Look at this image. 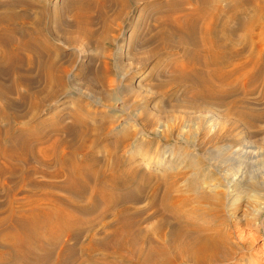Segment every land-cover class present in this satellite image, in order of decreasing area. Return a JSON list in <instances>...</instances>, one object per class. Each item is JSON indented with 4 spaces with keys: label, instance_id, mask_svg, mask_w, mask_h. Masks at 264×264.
<instances>
[{
    "label": "rangeland",
    "instance_id": "1",
    "mask_svg": "<svg viewBox=\"0 0 264 264\" xmlns=\"http://www.w3.org/2000/svg\"><path fill=\"white\" fill-rule=\"evenodd\" d=\"M72 1L50 0L51 14L40 17V8L33 6L27 22H9L27 35L37 30L30 40L33 54L14 49L13 63L3 55L8 43L0 41L5 88L0 91V147L14 143L16 153L15 161L0 158V165H14L0 175V264H196L192 250L177 254L166 242L174 226H197L222 240L221 250L202 264H264V86L261 78L255 83L245 79L259 73L256 54L264 58V40L258 45L264 0H107L104 9L85 11L93 10L89 21L80 24L72 18ZM21 8L14 12L20 15ZM186 14L194 15L187 37L173 31L169 21H182ZM252 15L257 21H248ZM42 33L47 35L42 38ZM14 40L11 45L21 38L15 35ZM210 55L218 57L217 64ZM216 68L230 74L225 82L212 78L210 71ZM192 73L204 83L192 82ZM8 133L13 143L5 141ZM22 146L24 155H17ZM31 201L69 212L73 224L67 235L51 240L50 230L61 224L60 211L38 217L34 227L27 209ZM121 220L134 234L132 245L118 250L113 232ZM7 234L19 241L17 253L22 255L14 260L4 244ZM162 242L166 248L169 244L166 260L156 252Z\"/></svg>",
    "mask_w": 264,
    "mask_h": 264
},
{
    "label": "bare ground",
    "instance_id": "2",
    "mask_svg": "<svg viewBox=\"0 0 264 264\" xmlns=\"http://www.w3.org/2000/svg\"><path fill=\"white\" fill-rule=\"evenodd\" d=\"M44 1V0H43ZM43 1H41V0H23V1H21V2H18V1H14V0H0V9L2 10L1 11V13H0V28L2 27V25H3V27H2V29H0V41H2V43L4 42V43H8V44H6L7 45V47L5 48V53H4V50H3V47H2V49H1V53H4L3 55H7L6 57H8V56H10L11 57V60H13V57L16 55L15 53H14V49L15 50H23V51H27V52H31V54H33V51H34V44L31 42V41H33L32 39H35V37H32V36H34L35 35V33H36V31H35V28H34V30H30V28H28L30 31H28V35L25 33V31L26 30H22L23 28H21V30L20 31H17L16 29H14L15 27H13L12 26V24H10L9 22H11V21H13L14 19H17L18 21L20 20L21 22H23V20L25 19V21L27 22L28 20H27V14H28V11H29V9L32 7L33 8V6H37V7H39L40 8V17L41 16H43V15H45L46 16V14H47V12H49L48 11V6L50 5H48V2L50 1H48L47 0V3H45V2H43ZM116 1V0H115ZM201 1V3L200 4H202V2L204 3V2H206L207 0H199V2ZM230 1V0H229ZM233 1L234 0H231L230 2H232L233 3ZM240 0H235V2L236 3H238ZM254 1V0H253ZM258 1H261V0H258ZM263 1V0H262ZM67 2V1H66ZM106 2H107V0H73L72 1V4L74 5V9L72 10L73 11V15H72V18L74 19V21L76 22V24L77 23H79L80 24V22H82V21H89L88 19H89V12L90 13H92V11H89L88 13H86L85 11H87V10H89L90 8H96V9H101V8H103L104 9V5L106 4ZM110 2V1H109ZM113 2V1H112ZM124 2V1H123ZM212 2V1H211ZM235 2H234V5L233 6H237V5H235ZM244 2V1H243ZM111 3V2H110ZM197 3V2H196ZM240 3V2H239ZM245 3V2H244ZM246 3H249V2H246ZM246 3H245V5H246ZM53 5H54V3H53ZM229 5V4H228ZM241 5H244V4H241ZM250 5V4H249ZM261 4H259V6H260ZM18 6H20V7H22L21 9H22V13H20V15L19 14H16L14 11V9L16 8H18ZM106 6V5H105ZM198 6V5H197ZM203 6V5H202ZM205 6V5H204ZM208 6H209V4H208ZM232 6V5H231ZM233 6L232 7H230V9L232 8V9H234L233 8ZM247 6V5H246ZM252 6H255V5H252ZM257 6V5H256ZM258 6V8L259 9H261V7H259ZM200 7H201V5H200ZM262 7H263V5H262ZM34 8H36V7H34ZM55 8V7H54ZM229 8V7H228ZM236 8H238V6L236 7ZM235 8V9H236ZM242 8V7H241ZM255 8H257V7H255ZM38 9V8H37ZM50 9V8H49ZM106 9V8H105ZM198 9H199V7H198ZM220 9V8H219ZM239 9H240V7H239ZM28 10V11H27ZM201 10H203V9H201ZM243 10V9H242ZM263 10V9H262ZM39 11V10H38ZM54 11V10H53ZM70 11V10H69ZM183 11V10H182ZM197 11H199L200 12V10H197ZM196 11V12H197ZM235 11V10H234ZM260 11V10H259ZM27 12V13H26ZM195 12V11H194ZM196 12H195V14H196ZM199 12H198V14H199ZM226 12V11H225ZM225 12H224V14H225ZM253 12V11H252ZM30 13H31V11H30ZM34 13V12H33ZM50 14H51V12H49ZM180 13V12H179ZM204 13V12H203ZM226 13H228V12H226ZM231 13V12H230ZM250 13H251V11H250ZM54 14V13H53ZM56 14V13H55ZM217 14H219V13H217ZM222 14V13H221ZM32 15V14H31ZM57 15V14H56ZM178 15H180V14H178ZM229 15V14H228ZM234 15V14H233ZM244 15V14H243ZM242 15V16H243ZM264 15V14H263ZM37 16V15H36ZM35 16V14H34V17H36ZM38 16V17H39ZM44 16V17H45ZM195 16H197V15H195ZM227 16V15H226ZM246 16V15H245ZM29 17V16H28ZM51 17V16H50ZM54 17V16H53ZM181 17V16H180ZM193 17H194V15L193 14H186V17H185V19H183L182 21L181 20H178V19H175V18H172V17H169V21L172 23H170L171 25H172V28H173V31H177V33H179V34H181L180 32H182V35L184 34V36L185 37H187V36H189V31H191V30H189V28H192L193 29V26L191 27V21L190 20H192L193 19ZM236 17V19L238 20V18H239V15L237 16H235ZM166 18V17H165ZM241 18V17H240ZM239 18V19H240ZM262 18V17H261ZM48 19H49V17H48ZM56 19V18H55ZM214 19V18H213ZM212 19V20H213ZM242 19V18H241ZM37 20H38V22H39V19L37 18ZM197 20V19H196ZM256 20V18H255V15L253 16H251L250 17V19L248 20V21H252V22H254ZM29 21H30V19H29ZM43 21V20H42ZM56 21H58V20H56ZM161 21H163V19L161 20ZM165 21V20H164ZM194 21V20H193ZM211 21V20H210ZM215 21H217V20H215ZM245 21V20H244ZM257 21V20H256ZM32 22V20L30 21V23ZM35 22H37L36 21V19H35ZM34 22V23H35ZM58 22H60V19H59V21ZM233 22H234V20H233ZM239 22V21H238ZM258 22L260 23V21L258 20ZM262 22H263V25H264V20L262 19ZM12 23V22H11ZM13 23L15 24V22L13 21ZM29 23V24H30ZM33 22H32V24H34ZM168 23V22H167ZM215 23V22H214ZM214 23H212V24H214ZM248 23V22H247ZM28 24V25H29ZM32 24H31V26H32ZM46 24V23H45ZM221 24V23H220ZM249 24L250 23H248V27H249ZM17 25H18V23H17ZM21 25H22V23H21ZM40 24H38V26H39ZM58 25H60V23L58 24ZM62 25H63V23H62ZM167 25V24H166ZM235 25V24H234ZM238 25H240V23L238 24ZM254 25V27H255V25H256V23H254L253 24ZM258 25V24H257ZM256 25V26H257ZM24 26V25H23ZM26 26V25H25ZM34 26V25H33ZM37 26V25H36ZM37 26V27H38ZM42 27H43V25H41ZM45 26V25H44ZM212 26V25H211ZM210 26V27H211ZM218 26V25H217ZM237 26V25H236ZM235 26V27H236ZM252 26V25H251ZM5 27V28H4ZM215 26H213V28H214ZM223 27V26H222ZM226 27H228V26H226ZM253 27V26H252ZM20 28V27H19ZM26 28V27H25ZM44 28V27H43ZM45 28H46V26H45ZM205 28V27H204ZM209 28V27H208ZM228 29H230L231 30V28H228ZM244 29H246V28H244ZM252 29V28H251ZM250 29V30H251ZM41 30V29H40ZM189 30V31H188ZM203 30V29H202ZM216 30V29H215ZM214 30V31H215ZM223 30V29H222ZM222 30H220V31H222ZM175 31V32H176ZM193 31V30H192ZM224 31V30H223ZM228 31V30H227ZM38 32L39 33H41L39 30H38ZM215 32H217V31H215ZM232 32V31H231ZM230 32V33H231ZM262 32H263V34H259V36H260V38H258V41H259V43H258V45L260 44V42L262 43V40H264V27L262 26ZM229 33V32H228ZM252 33V32H251ZM51 34V33H50ZM170 34H172L171 32H170ZM203 35L202 36H204V33H202ZM208 34V33H207ZM220 34V33H219ZM15 35H17V36H19L20 38H21V41H20V43H18V41H17V43L15 42L14 44H10V42L12 41V39H13V41H15L14 40V36ZM47 35V34H46ZM45 34L43 35V33L41 34V37L43 36H46ZM78 35V34H77ZM178 35V34H177ZM210 35V34H209ZM215 35H217V34H215ZM214 34H212V36L214 37L215 36ZM221 35H223V34H221ZM12 36H13V38H12ZM38 36H39V34H38ZM174 36V35H173ZM183 36V37H184ZM258 36V37H259ZM42 37V38H43ZM47 37H49V36H47ZM77 37V36H76ZM184 37V38H185ZM193 37H195V36H193ZM205 37V36H204ZM218 37H219V35H218ZM210 39V38H209ZM213 39V38H212ZM212 39H211V41H212ZM20 40V39H19ZM22 40H24V41H22ZM31 40V41H30ZM37 40V39H36ZM44 40V39H43ZM226 40V39H225ZM189 41V40H188ZM44 42H46V40H44ZM213 42V41H212ZM228 42V41H227ZM264 42V41H263ZM1 43V42H0ZM207 43H208V41H207ZM206 43V44H207ZM215 43H216V41H215ZM219 43V42H218ZM220 44V43H219ZM217 45V47L215 46V49L217 48V50H218V48H219V46L221 45ZM228 44L229 45H231V43L230 42H228ZM8 45H9V47L11 46L12 47V49H9L8 50ZM213 45V44H212ZM216 45V44H215ZM262 45V44H261ZM207 46L209 47V45L207 44ZM257 46V45H256ZM207 47V48H208ZM222 47V45L220 46V48ZM233 47L234 46H232V49H233ZM37 48V47H36ZM212 48H213V46H212ZM235 48V47H234ZM257 48V47H256ZM263 48H264V46H263ZM209 49V48H208ZM214 49V48H213ZM36 50V49H35ZM46 50V49H45ZM211 50V49H210ZM230 50H231V48H230ZM259 50H260V48H259ZM263 50V49H262ZM40 51V50H39ZM213 51H215V50H212V52ZM222 51V50H221ZM220 50H219V52H221ZM233 52H234V50H232ZM17 52H20V51H17ZM16 52V53H17ZM41 52H42V50H41ZM216 52V51H215ZM231 52V51H230ZM261 52V51H260ZM38 53H40V52H38ZM43 53V52H42ZM237 53V52H236ZM262 53V52H261ZM20 54V53H19ZM217 56H218V54L217 53H215ZM235 54V53H234ZM13 57H12V56ZM18 55V54H17ZM43 55H44V53H43ZM216 55H210V57H211V62L212 63H214V64H217V56ZM20 57L22 56V55H19ZM35 56H36V54H35ZM40 56H41V54H40ZM51 56V55H50ZM56 56V55H55ZM22 57H25V56H22ZM37 57V56H36ZM17 58H18V56H17ZM54 58V57H53ZM10 59V58H9ZM25 59V58H24ZM26 59H27V57H26ZM55 59V58H54ZM53 59V60H54ZM2 60L4 61V57H2ZM16 60V59H15ZM52 60V59H51ZM16 61H19V60H16ZM22 61V60H21ZM31 60H29V62H30ZM36 61V60H35ZM195 61V60H194ZM194 61H191V64H193L194 63ZM25 62V61H24ZM27 62V61H26ZM41 62V61H40ZM40 62H39V65H41L40 64ZM47 62V61H46ZM210 62V63H211ZM254 66L256 67L257 66V68L258 69H256V70H258V72L259 73H257L256 74V72H254L252 75H249V77L247 76V77H245V79L247 80V81H249V82H252L253 81V83H255L254 82V80L255 79H260L261 78V83L263 84V86H264V68H263V63H264V58H263V56H262V54H260V53H258V54H256V57H255V59H254ZM1 63V62H0ZM6 63V62H5ZM13 63H16V62H14V60H13ZM35 64H36V62H34ZM45 63V62H44ZM49 63H51V62H49ZM227 63V62H226ZM21 64L23 65V63L21 62ZM26 64V63H25ZM28 64V63H27ZM47 64V63H46ZM187 64H189V62L187 63ZM7 65H8V63H7ZM48 65H50V64H48ZM54 65H55V63H54ZM185 65H186V63H185ZM220 65H222V64H220ZM15 66H19V64L18 65H14V68L12 67L11 68V71L13 72L12 73V75L14 74V69H15ZM25 66V65H24ZM27 66V65H26ZM44 66V65H43ZM53 66V65H52ZM5 67V66H4ZM10 67V66H9ZM23 67V66H22ZM35 67V66H34ZM197 67V66H196ZM204 67V66H203ZM218 67V66H217ZM32 68H33V66H32ZM46 68V65H45V67L43 68V70ZM48 68H49V66H48ZM47 68V69H48ZM193 68V67H192ZM197 68H199V67H197ZM222 68V67H221ZM220 68V69H221ZM22 69V68H21ZM39 69V68H38ZM41 70H42V68H40ZM194 69V68H193ZM199 69H201V68H199ZM220 69H215V70H211L210 72H211V76H212V78L213 77H215V79H216V81H218L217 79H221L220 81H223V82H225V80L229 77V75L230 74H228L226 71V73L225 72H223L222 70H220ZM7 70V69H6ZM16 70V69H15ZM187 70V69H186ZM195 70V69H194ZM198 70V69H197ZM202 70V69H201ZM10 71V70H9ZM10 71V72H11ZM23 71V70H22ZM48 72V70H45V73H47ZM198 71H200V70H198ZM2 72V70H0V76L3 74V73H1ZM4 72H6V71H4ZM8 72V71H7ZM56 72V71H55ZM197 72V71H196ZM44 73V74H45ZM48 74V73H47ZM47 74H46V76H47ZM56 74H58V73H56ZM184 74V73H183ZM199 74H200V72H199ZM11 75V74H10ZM16 75V74H15ZM51 75H54V74H52L51 73ZM193 75V76H192ZM192 75H190V80L192 81H195V82H199V83H202L204 80H202L203 78H201V75H197V73L195 74V73H192ZM6 76H7V74H6ZM18 76H19V73H18ZM183 76H185V75H183ZM186 76H188L189 77V75H186ZM200 76V77H199ZM210 76V77H211ZM3 77V76H2ZM4 77H5V75H4ZM3 77V78H4ZM12 77V76H11ZM22 77V76H21ZM42 77H43V75H42ZM45 77V76H44ZM51 77H55V75L54 76H51ZM48 78V77H47ZM59 78V77H58ZM199 78H201V79H199ZM211 78V79H212ZM16 79V81H17V77L15 78ZM19 79V78H18ZM225 79V80H224ZM257 79V80H258ZM12 81H11V83H13L14 84V76H13V78L11 79ZM45 80V79H44ZM53 81L55 80H58L57 79V77H56V79H52ZM112 80V79H111ZM183 80V79H182ZM189 80V79H188ZM187 80V81H188ZM213 80V79H212ZM20 81H21V79H20ZM54 81V82H55ZM114 81V80H113ZM185 81H186V79H185ZM192 81V82H193ZM206 81V80H205ZM256 81V80H255ZM3 82H5V81H3ZM24 82V81H23ZM45 82V81H44ZM57 82V81H56ZM56 82H55V84H56ZM62 82H63V80H62ZM219 82V81H218ZM227 82V81H226ZM18 83V82H17ZM21 83V82H20ZM28 83V82H27ZM46 83V82H45ZM61 83V82H60ZM65 83V82H64ZM64 83H61L60 85H64ZM113 83V82H112ZM112 83H111V85H112ZM188 83V82H187ZM204 83V82H203ZM220 83V82H219ZM253 83H252V85H253ZM257 83H259V82H257ZM49 84V83H48ZM58 84V83H57ZM56 84V85H57ZM195 84V83H194ZM246 84V83H245ZM262 84H261V86H262ZM12 85V84H11ZM20 85H22V86H24L23 84H20ZM59 85V86H60ZM62 85V86H63ZM111 85H110V87H111ZM191 85H192V83H191ZM248 85V84H247ZM49 86V85H48ZM51 86H53V84H51ZM201 86V85H200ZM11 87V86H10ZM50 87V86H49ZM61 87V86H60ZM204 87V86H203ZM12 88V87H11ZM205 88V87H204ZM3 89H5L4 88V86L2 85V83L0 82V91H2ZM29 89V88H28ZM28 89H26V91H28ZM47 89H48V87H47ZM53 89V88H52ZM206 89V88H205ZM264 89V88H263ZM12 92V91H11ZM43 92V91H42ZM44 92H46V91H44ZM213 91L211 90V92H210V94L212 93ZM2 93V95H3V92H1ZM9 93V92H8ZM30 93V92H29ZM37 93V92H36ZM15 94V93H14ZM40 93L38 92V95H39ZM44 94V93H43ZM24 95V94H23ZM30 95H31V93H30ZM34 95V94H33ZM213 95V94H212ZM26 96H28V95H26ZM25 96V97H26ZM36 96H37V94H36ZM20 97H21V99L20 100H23V98H22V96L20 95ZM31 97V96H30ZM38 97V96H37ZM36 97V98H37ZM40 97V96H39ZM38 97V98H39ZM44 97V96H43ZM35 98V99H36ZM4 99V98H3ZM28 99V98H27ZM32 99H34V98H32ZM43 99V98H42ZM42 99L40 98V100H41V103H42ZM25 100V99H24ZM38 100V99H37ZM36 100V101H37ZM39 100V101H40ZM3 101H6V100H3ZM1 102V101H0ZM33 103L35 102V101H32ZM8 104L10 105L11 103L9 102V101H7V106H8ZM31 105H33L32 103H31ZM39 106H41V105H39ZM39 106H37L38 107V109H39ZM34 107V106H33ZM37 107H36V110H38L37 109ZM3 108H4V106H3ZM5 109V108H4ZM3 111V109H1V106H0V111ZM39 111V110H38ZM38 111H36V113L38 114ZM4 113V112H3ZM31 113H33V112H31ZM35 115V114H34ZM33 115V116H34ZM7 116V115H6ZM5 116V117H6ZM13 116V115H12ZM15 116V115H14ZM13 116V117H14ZM32 116V117H33ZM36 116V115H35ZM2 117H4V114H3V116ZM12 117V118H13ZM18 117V116H17ZM35 118V117H34ZM33 118V119H34ZM4 119H6V118H4ZM11 119V118H10ZM14 119V118H13ZM7 120H8V118H7ZM16 120V119H15ZM31 120V119H30ZM1 121H2V118H1ZM10 121V120H9ZM1 123V122H0ZM18 123V122H17ZM20 123V122H19ZM14 124V123H13ZM16 128V127H15ZM60 128V127H59ZM5 129V128H4ZM4 129H3V131H4ZM22 129V128H21ZM65 129V128H64ZM63 129V130H64ZM7 130H10L9 128L7 129ZM6 130V131H7ZM23 130V129H22ZM59 130V129H58ZM19 131H20V128H19ZM66 131V130H65ZM8 132V131H7ZM10 132V131H9ZM16 132V131H15ZM17 134V133H16ZM20 134H21V132H20ZM24 134V133H23ZM1 135V134H0ZM26 135V134H25ZM27 136V135H26ZM3 137V136H2ZM4 137H5V141H7V142H9V143H13L15 140V138H14V136H11L9 133L8 134H5L4 135ZM29 138V137H28ZM0 139H1V137H0ZM18 139V138H17ZM27 139V138H26ZM39 139V137L37 138V140ZM2 140V139H1ZM19 140V139H18ZM17 140V141H18ZM20 140H22L21 139V135H20ZM1 142V141H0ZM23 142H24V138H23ZM26 142V141H25ZM62 142V141H61ZM70 141H68V143H69ZM18 143V142H17ZM17 143H16V145H17ZM19 143H20V141H19ZM21 145L23 144V143H20ZM58 144V143H57ZM56 144V147L58 146V148H60L59 147V145H57ZM1 146V145H0ZM3 146L4 145H2V147H0V158H3V159H5L6 160V163H8V160L10 159V158H13L12 160L13 161H15V159H14V157H15V155H16V153H14V143L13 144H11L10 145V147H6V149H5V147H4V149H3ZM53 146H54V144H53ZM82 146V145H81ZM80 145H79V149H81L80 147H81ZM51 147H52V145H51ZM17 148H18V146H17ZM26 148V147H25ZM53 148V147H52ZM84 148V147H83ZM20 149V148H19ZM18 149H16L15 151H17ZM51 151H53V150H51ZM25 152V151H24ZM47 152V151H46ZM24 155V153H23V146L21 147V149L20 150H18V152H17V155ZM17 158H19V156L17 157ZM12 161V162H13ZM1 162V161H0ZM4 163V162H3ZM72 163V162H71ZM74 163V162H73ZM73 163L71 164V166L73 165ZM5 164V163H4ZM5 166V167H4ZM0 165V175L1 174H5L6 172H11L13 169H14V165ZM16 167V166H15ZM64 168V167H63ZM73 168H75V166H73ZM64 169H66V168H64ZM63 169V170H64ZM84 169V168H83ZM67 170V169H66ZM80 170V169H79ZM61 171V170H60ZM67 171H69L70 172V169H68ZM76 171V170H75ZM58 172V171H57ZM65 172V171H64ZM68 173V172H67ZM66 173V174H67ZM72 173H73V171H72ZM55 174V173H54ZM74 174V173H73ZM8 175H10V173L8 174ZM11 175H12V173H11ZM71 175V174H70ZM75 175V174H74ZM73 175V176H74ZM80 175H82V174H80ZM2 176V175H1ZM0 176V177H1ZM56 177V176H55ZM68 177H69V175H68ZM68 177H66V179H69L70 181H68V182H72V183H74L73 181H71V179L70 178H68ZM71 177V176H70ZM75 177V176H74ZM73 177V178H74ZM65 179V180H66ZM103 179V178H102ZM67 181V180H66ZM64 182V181H63ZM76 182H77V180H76ZM105 183V182H104ZM69 184V183H68ZM68 184H67V186H68ZM62 185H66V184H62ZM72 186V185H71ZM70 186V187H71ZM79 186V185H78ZM60 187H62V186H60ZM69 187V186H68ZM69 187V188H70ZM80 187H81V185H80ZM63 188V187H62ZM67 188V187H66ZM65 189V188H64ZM77 189H79V187L78 188H76V190ZM76 190H74V191H76ZM169 190V189H168ZM168 190L167 191H165V192H168ZM73 191V192H74ZM170 191V190H169ZM173 191V190H172ZM75 193V192H74ZM166 194V193H165ZM170 194V193H169ZM169 194H168V196H169ZM77 195H79V193L77 194ZM168 196H166L167 198H168ZM40 199H38L37 201H39ZM164 200V199H163ZM30 201V200H29ZM35 202V201H31V203L29 204V207L28 206H26V207H28L27 209H28V211H29V215H30V220H31V222H32V224H34V227H35V225H39V221H40V218L41 217H47V215H48V213H50V211H57V213L56 214H58L59 212L58 211H60V212H62V214L61 215H59L58 216V218H59V220H61V224H60V221H59V223L58 224H60V225H57L54 229H52V230H50V236L52 237L51 238V240L53 241V242H55V240L57 241L58 239H60V233L61 234H63V235H65V233H66V235H67V233H68V230L72 227V222L73 221H71L70 220V218H69V216H70V213L69 212H67V211H63V210H61V208H59V206L57 205V206H52V205H50V206H46V207H44V206H42V205H40L41 204V202L40 203H38V202ZM47 201V200H46ZM112 201V200H111ZM111 201H109L108 200V202H110L111 203ZM168 201V200H167ZM52 202V201H51ZM28 203V202H27ZM44 203V202H43ZM50 203V202H49ZM18 204H20V203H18ZM48 204V203H47ZM25 205V204H24ZM26 205H28V204H26ZM165 205H166V201H165ZM19 206H21V205H19ZM52 206V207H51ZM21 207H24V206H21ZM19 208V207H18ZM63 208V207H62ZM124 208V207H123ZM126 208V207H125ZM65 209V208H64ZM84 210V209H83ZM87 211H88V209H86ZM85 210V211H86ZM128 210V209H127ZM24 211H26V210H23V212ZM52 211V212H53ZM121 211V210H120ZM119 211V212H120ZM22 212V211H21ZM27 212V211H26ZM26 212H24V215H25V213ZM54 212H53V214H54ZM66 212V213H65ZM16 214H17V212H16ZM15 214V215H16ZM28 214V213H27ZM128 214V213H127ZM21 215H23V214H21ZM119 215H121V214H119ZM26 216V215H25ZM123 216V215H122ZM125 216H126V214H125ZM128 216H129V214H128ZM133 216H134V214H133ZM21 217H23V216H21ZM38 217H40V218H38ZM55 217V216H54ZM74 217V216H73ZM120 217V216H119ZM127 217V216H126ZM135 218V217H134ZM29 219V218H28ZM176 219V218H175ZM178 219V218H177ZM41 220H42V218H41ZM46 220V219H45ZM74 220V219H73ZM184 220V219H183ZM25 221V220H24ZM80 221V220H79ZM131 221V220H130ZM179 221V220H178ZM78 222V221H77ZM183 222H185V221H183ZM76 223V222H75ZM75 223H74V226H75ZM128 222L126 221V220H121V221H119V224H118V226L115 228V230H114V234H116L117 236L115 237V242L119 239V241L116 243V244H114L113 246L114 247H116V249H118V250H120V249H122V248H124L126 245L128 246L129 245V243L132 245V242H133V236H132V234H134L133 232H132V230L129 228V226H128V224H127ZM134 223V222H133ZM138 223V222H137ZM176 223V222H175ZM186 223V222H185ZM26 224V223H25ZM50 224V223H49ZM78 224V223H77ZM80 225H81V223H79ZM178 224H182V223H178ZM190 223H188V225H189ZM139 225V224H138ZM137 225V226H138ZM183 225V224H182ZM17 226H18V228H23V226H25V225H23L22 223H17ZM135 226V225H134ZM186 226V225H185ZM194 226V225H193ZM81 227V226H80ZM79 227V228H80ZM189 226H187V229H185V228H181L180 226H174V228H173V231H171V233H170V238L169 239H166L167 241L166 242H168V243H170L171 245H173L172 247H170V248H172L173 250H175L176 251V253L177 254H179L180 252H182V251H184V250H192L193 252H194V254H195V257H196V264H202V263H206L205 261L207 260V258L210 256V255H212V254H214L215 255V253L217 252V251H219V250H221V248H220V246H221V243H222V240L220 239V238H218L217 236H215L213 233H211L210 231H209V233L207 232V229L206 230H201V229H198V228H196V227H189ZM12 228V227H11ZM202 228V227H201ZM16 229V228H15ZM25 229H26V231H27V233H28V230H27V228L25 227ZM74 229V228H73ZM54 230V231H53ZM75 230V229H74ZM209 230H211V229H209ZM213 230V229H212ZM13 231V230H12ZM120 231H124L123 232V234L124 235H122V237H120L119 238V236H120ZM134 231V230H133ZM216 231V230H215ZM214 231V232H215ZM20 232H21V237L23 238V233H24V230L22 231V230H20ZM33 232V231H32ZM139 232H140V230H139ZM71 233V232H70ZM111 233H112V231H111ZM136 233H137V231H136ZM13 234V233H12ZM8 235V234H7ZM10 235H11V233H10ZM10 235H8L9 236V238H8V236L6 237V239L8 240V241H6L5 240V242H4V244H5V247H6V251H7V253L10 255V259L11 260H14L16 257L18 258V256L20 255V252H19V255H18V253H17V246H18V240L16 239V237H15V235H12V237L10 238ZM74 235V234H73ZM219 235V234H218ZM221 235V234H220ZM258 235V234H257ZM32 236V235H31ZM33 236H34V234H33ZM62 236V235H61ZM72 236V235H71ZM15 237V238H14ZM70 237V236H69ZM109 237V236H108ZM107 237V238H108ZM5 238V237H4ZM62 238V237H61ZM109 238H112V236L111 237H109ZM118 238V239H117ZM26 239V238H25ZM63 239V238H62ZM72 240H74L75 242H76V239H77V237H76V235H74L72 238H71ZM79 239V238H78ZM144 239V238H143ZM245 239V238H244ZM20 240V239H19ZM24 240V239H23ZM30 240V239H29ZM106 240V239H105ZM108 240V239H107ZM243 240V239H242ZM241 240V241H242ZM246 240V239H245ZM79 241V240H78ZM91 241V243H92V240H90ZM109 241H110V239H109ZM113 241V242H114ZM163 241V240H162ZM25 242V241H24ZM37 242V241H36ZM114 242V243H115ZM137 242V241H136ZM33 243H34V241H33ZM65 242H63V244H64ZM78 243V242H77ZM106 243V242H105ZM110 243H111V241H110ZM143 243V242H142ZM107 244V243H106ZM136 244V243H135ZM140 244V243H139ZM161 244V243H160ZM24 245H25V243H24ZM89 245V244H88ZM223 245V244H222ZM4 246V245H3ZM67 246H68V244H67ZM84 246V245H83ZM82 246V247H83ZM87 246V245H86ZM136 246V245H135ZM139 246V245H138ZM141 246H142V244H141ZM167 246V245H166ZM166 246H164L163 245V242H162V244L161 245H159L158 247H157V250H156V252L158 253V255H162L164 258H165V260L167 259V248L169 247V244H168V247L166 248ZM62 247H63V245H62ZM85 247V246H84ZM84 247H83V250H84ZM88 247H90V245L88 246ZM140 247V246H139ZM143 247V246H142ZM242 247V246H241ZM23 248V247H22ZM129 248H131V247H129ZM244 248V247H243ZM63 249H64V247H63ZM89 249H91V248H89ZM139 249V248H138ZM156 249V248H155ZM242 249V248H241ZM246 249V248H245ZM70 250V249H69ZM117 250V251H118ZM129 250H132V249H129ZM135 250H136V248H135ZM140 250V249H139ZM152 250V249H151ZM170 250V249H169ZM1 251V250H0ZM20 251H21V248H20ZM68 251V250H67ZM85 251H86V249H85ZM90 251V250H89ZM134 251V250H133ZM70 252V251H69ZM174 252V251H173ZM187 252V251H186ZM63 253H65V252H63ZM62 253V254H63ZM90 253V252H89ZM137 253V252H136ZM152 253H154V252H152ZM219 253V252H218ZM83 254V253H82ZM88 254V253H87ZM87 254H85V255H87ZM130 254H131V251H130ZM134 254V253H133ZM132 254V255H133ZM148 254V253H147ZM217 254V253H216ZM8 255V256H9ZM22 255V254H21ZM20 255V256H21ZM26 255V254H25ZM64 255V254H63ZM154 255V254H153ZM176 255V254H175ZM214 255H213V257H214ZM69 256V255H68ZM68 256H67V258H68ZM131 256V255H130ZM177 256V255H176ZM181 256V255H180ZM24 257V256H23ZM29 257H30V255H29ZM64 257V256H63ZM124 257H126V256H124ZM134 257V256H133ZM147 257V256H146ZM150 257V255L148 256V258ZM168 257H169V255H168ZM0 258H1V260H2V258H3V256L2 255H0ZM132 258V257H131ZM160 258V257H159ZM159 258H158V260H159ZM19 259H20V257H19ZM26 259V258H25ZM62 259V258H61ZM71 259V258H70ZM123 259H125V258H123ZM122 259V260H123ZM128 259V258H127ZM151 259V258H150ZM161 259H162V257H161ZM229 259V258H228ZM21 260V259H20ZM67 260H69V258L68 259H66V261ZM126 260V259H125ZM123 261V263L124 262H126V261ZM144 260V259H143ZM149 260V259H148ZM163 260V259H162ZM8 261H9V259H8ZM16 261V260H15ZM22 261V260H21ZM32 261H33V259H32ZM156 261V260H155ZM25 262H27V261H25ZM57 262V261H56ZM141 262V261H140ZM144 262V261H143ZM154 262V261H153ZM198 262V263H197ZM64 263V262H63ZM66 263V262H65ZM64 263V264H65ZM69 263H72V262H69ZM68 263V261H67V264H69ZM128 263V262H127ZM126 263V264H127ZM130 263V262H129ZM163 263V262H162ZM161 263V264H162ZM12 264V263H11ZM14 264V263H13ZM140 264V263H139ZM165 264V263H164Z\"/></svg>",
    "mask_w": 264,
    "mask_h": 264
}]
</instances>
